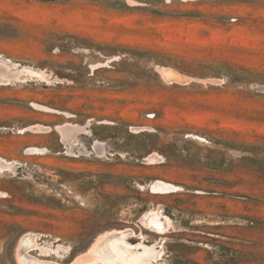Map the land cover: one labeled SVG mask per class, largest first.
Listing matches in <instances>:
<instances>
[{"label":"rangeland","instance_id":"obj_1","mask_svg":"<svg viewBox=\"0 0 264 264\" xmlns=\"http://www.w3.org/2000/svg\"><path fill=\"white\" fill-rule=\"evenodd\" d=\"M3 59L45 76L0 85V264L121 228L166 238L157 264H264V0H0Z\"/></svg>","mask_w":264,"mask_h":264},{"label":"bare ground","instance_id":"obj_2","mask_svg":"<svg viewBox=\"0 0 264 264\" xmlns=\"http://www.w3.org/2000/svg\"><path fill=\"white\" fill-rule=\"evenodd\" d=\"M18 69L14 71V69ZM20 68V69H19ZM20 73H28L31 76L44 77V72L34 70L28 65L15 62L11 59L0 60V85H8L16 79L20 78ZM166 76L170 80H181L182 76L169 69ZM215 81H223V79H215ZM41 129V128H38ZM59 129L63 133V139L70 144L76 140L78 132L85 130L80 125L66 123ZM98 149L103 150L101 143L95 144ZM147 160V159H146ZM149 162H157L158 157L153 154L148 157ZM15 161H9L0 156V168L11 169ZM152 190L174 191L181 187L178 185L157 179L150 185ZM143 224L153 231L165 234L171 228L172 223L169 218L163 214L161 209H152L144 213L141 217ZM38 234L34 232L25 233L19 240L17 247V258L20 264H157L164 253V243L166 238L160 237L153 244H148L144 234L140 236L132 228H121L107 231L99 235L91 247L79 255L75 260L69 263H62L58 260L48 259L42 256H48L51 251L50 247L41 246L38 241ZM137 237V243L131 239ZM41 251L40 255L32 252ZM68 247L57 245L53 249L56 253L66 251ZM39 251V252H40Z\"/></svg>","mask_w":264,"mask_h":264},{"label":"built area","instance_id":"obj_3","mask_svg":"<svg viewBox=\"0 0 264 264\" xmlns=\"http://www.w3.org/2000/svg\"><path fill=\"white\" fill-rule=\"evenodd\" d=\"M74 116H76V115H71V117H74ZM151 116V118H153L154 117V115H150ZM93 123H94V118H89L88 120H87V122L84 124V126H86L87 127V129L90 131V132H92V125H93ZM18 131H19V129H18ZM67 146H65V151H63L65 154H67ZM48 152H50L49 150H48ZM47 152V153H48ZM16 165H18V164H15V166ZM40 239V238H39Z\"/></svg>","mask_w":264,"mask_h":264}]
</instances>
